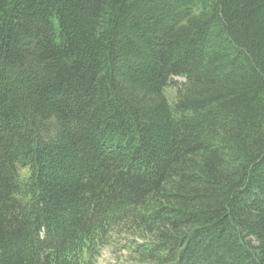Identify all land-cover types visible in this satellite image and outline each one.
I'll return each mask as SVG.
<instances>
[{
	"label": "trees",
	"instance_id": "trees-1",
	"mask_svg": "<svg viewBox=\"0 0 264 264\" xmlns=\"http://www.w3.org/2000/svg\"><path fill=\"white\" fill-rule=\"evenodd\" d=\"M116 235L264 264V0H0V264Z\"/></svg>",
	"mask_w": 264,
	"mask_h": 264
},
{
	"label": "rangeland",
	"instance_id": "rangeland-1",
	"mask_svg": "<svg viewBox=\"0 0 264 264\" xmlns=\"http://www.w3.org/2000/svg\"><path fill=\"white\" fill-rule=\"evenodd\" d=\"M175 81L182 82L180 79ZM167 93L169 97L172 96L170 90ZM132 242L140 243L141 240L127 235L114 236L110 244L102 250L97 264H140L129 249L133 245Z\"/></svg>",
	"mask_w": 264,
	"mask_h": 264
}]
</instances>
